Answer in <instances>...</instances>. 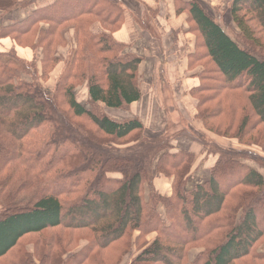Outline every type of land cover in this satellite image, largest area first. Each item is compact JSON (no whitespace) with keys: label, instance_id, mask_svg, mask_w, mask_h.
I'll use <instances>...</instances> for the list:
<instances>
[{"label":"trees","instance_id":"1","mask_svg":"<svg viewBox=\"0 0 264 264\" xmlns=\"http://www.w3.org/2000/svg\"><path fill=\"white\" fill-rule=\"evenodd\" d=\"M35 1L0 0V10ZM175 4L195 35L189 68H201L191 89L195 118L209 134L239 142L245 134L256 144L251 135L264 136V44L256 35L264 0H232L248 46L197 0ZM125 10L124 0H57L0 23V40L42 49L40 68L14 47L0 52V264H188L195 247L202 249L192 264H236L264 237V174L255 166L264 158L215 144L209 178L187 189L195 153L174 152L139 118L119 121L99 106L129 109L142 98L144 57L114 38ZM71 29L76 47L48 89ZM85 82L99 109L77 100ZM154 170L173 178L170 196L155 190Z\"/></svg>","mask_w":264,"mask_h":264},{"label":"rangeland","instance_id":"2","mask_svg":"<svg viewBox=\"0 0 264 264\" xmlns=\"http://www.w3.org/2000/svg\"><path fill=\"white\" fill-rule=\"evenodd\" d=\"M22 2V0H20ZM27 1V0H24ZM40 3L46 2L47 0H38ZM37 1V2H38ZM127 4L125 6V13L127 14V18H129V22H131L133 29L135 30L136 34L138 36H141V32L147 30L145 33L143 41L140 40L138 43L140 45H144L145 47L147 46V33L152 35L153 41L154 37L153 34L154 32L152 31L153 26V20L152 16L150 14H140V16L136 15L134 13V10L136 12V4H134V0H124ZM201 6L211 14V16L219 22L222 27L225 29V31L241 46H248V43L243 41L240 35V31L238 27L236 26L235 22L232 19L231 12H230V7L232 0H197ZM37 3H32L29 5H26L22 8L19 9L18 13L16 16H5V14L11 12V11H1L0 10V23L4 22H14L16 20H20L24 18L27 14L32 12V8L36 6ZM15 8V7H14ZM138 8H142L141 5H138ZM144 12V11H143ZM137 13V12H136ZM147 9H146V12ZM5 16V17H4ZM4 17V19H3ZM183 24L179 23L176 25V28L178 29V33L183 36L185 35V32L183 30ZM255 27L258 25L252 24ZM257 32L256 35L258 39L261 41V43L264 44V32H261L260 27H256ZM94 30H99L98 27H94ZM70 31V30H69ZM68 31V32H69ZM71 33V32H70ZM67 34L68 35V44L65 46H61L58 50V56L60 55L61 57V63L58 65V67L55 69V71L52 73V77L47 81L44 82V85L48 88L51 89V87L54 86L56 82V78L60 75V72L63 68L65 63L70 59L71 57V50L76 47V44L74 43V38H72V34ZM139 36V37H140ZM132 38V35L131 37ZM4 48V49H1ZM9 46L5 45H0V52H9L10 51ZM65 48V49H64ZM193 46H190L189 44H186V51L179 53L178 54V60L176 64H171L170 66L164 65L161 62H158V65H154V57L151 59L152 65L148 66L147 71L145 72V85H144V97L143 100L141 101L142 104L144 105V109H141V114L151 106L155 101L154 97H151L150 95H160V88L156 83L157 77H162L166 79V89L161 92H167L168 89V94L164 100V110L165 113L168 115H154L155 112H158V110H155L154 113H149V114H142L139 115L137 112L133 113L132 110H120L116 108H111L104 103L99 104L100 107L104 108L106 112L110 114L113 118L123 121L129 118H139L143 124L145 125V131L148 134H151V132H156L160 134H164L165 137L169 138L170 144H172L170 150L172 151H179V150H189L190 152H193L195 149L196 153V160H195V165L194 169H192L191 174L189 175L186 183V188L190 189L192 188L195 184H198L200 182L205 181L206 179L209 178L210 176V170L211 167L214 165L218 155L214 152H210V149H213V146L218 145L222 149H231L235 151L239 150H244V152L248 153L251 158L255 159L257 157L264 158V149L260 145V139L264 138L261 136H254L253 134L251 135L252 137L250 139L254 140V143L250 144L247 143V138L248 136H241L243 139L241 142L235 139H226L222 137H218L212 134H209L206 130L205 132H201L196 128V125H194V120L190 116L191 114L194 113V101L192 98L186 93V90L188 89L189 86L196 85L198 81V76L196 74H193L192 71L188 70L186 67V57L188 52L192 51ZM5 50V51H4ZM34 53H31V57L33 58L32 60H35L37 62L38 66H41V60H42V49H37L33 50ZM17 53V52H16ZM262 53V52H261ZM18 54V53H17ZM264 55V52L262 53ZM22 57V56H21ZM201 71V68L199 69V72ZM198 72V73H199ZM164 86V85H163ZM165 88V86L163 87ZM75 94L77 97V100L81 102L84 106L92 108V107H99L97 105H93L91 102L88 101L89 98V93H88V87L86 82L80 86H78L75 90ZM161 100V99H160ZM162 101V100H161ZM100 103V102H99ZM178 106H183V110H180V114L178 115L177 112L176 114L171 113V107H173V110L177 109ZM163 111V110H162ZM154 115V116H153ZM192 121V122H191ZM164 124H167L165 127ZM162 128L164 125L163 131H160L158 129L159 126ZM204 129V127H203ZM260 134H264V132L261 130H258ZM255 133V132H254ZM179 137L181 139H179ZM264 141V140H263ZM194 153V152H193ZM252 159V160H253ZM244 161L251 162L253 164H257L255 161H251L250 158L244 159ZM194 162V161H193ZM257 169L264 174V167L260 165H255ZM118 175L119 173L116 172ZM157 174H160L154 170V180L155 176ZM153 180V183H154ZM226 183V181L224 182ZM155 185V184H154ZM150 192L147 193V195ZM166 193H162L163 196ZM231 208V207H230ZM161 212H163V208L161 206ZM242 213V209L237 212L236 218H239ZM231 216H234V214H231ZM238 220V219H237ZM262 221V222H261ZM261 222V223H260ZM258 224V223H257ZM259 224L264 225V217H261V220L259 221ZM222 233V231L219 232V234ZM153 238L152 234L147 236L146 240L151 241ZM219 242V239L215 241V243ZM204 248V247H203ZM202 248H192L189 252V261L188 264H192L194 257L196 254H198L201 251ZM139 249L135 245L133 247V250L131 254H129L130 258L129 260L132 259V257L138 253ZM249 258H246V262L244 263H236V264H264V237L259 240L253 247L252 252L250 253ZM125 262V260L123 261Z\"/></svg>","mask_w":264,"mask_h":264},{"label":"crops","instance_id":"3","mask_svg":"<svg viewBox=\"0 0 264 264\" xmlns=\"http://www.w3.org/2000/svg\"><path fill=\"white\" fill-rule=\"evenodd\" d=\"M37 1L38 0L35 1V3H37V4H36V6H34L32 8V12L38 8H46L57 0H47L46 2H42V3H40L39 1L37 2ZM133 2H134V4L137 5L136 6V12L137 13L134 10V13L136 15L140 16V14H144V15L150 14L152 16V20L154 21L153 22L154 27H152V31L154 32L153 36L156 38H154V41H153L152 35L148 31V33H147V46L145 47L144 45H140L138 43L139 38L141 41H143L145 33L147 32V30L141 32V36L139 35L140 36L139 37L138 34H136L135 30L133 29L131 22H129V18H127V14L125 13L124 24L120 30H118L114 33V38L121 43H125V44L132 46L133 51H136V52L143 55V57H144V62H143L144 80H143V84H142V98H141V100L137 103L132 104L129 109H120V110H132L133 113L137 112L139 115H142L143 113L144 114L154 113L155 110H158V112H155L154 115H157V116L160 114L161 115H168L165 113V110H164L165 106L163 104L164 102H166V100L163 101V99L166 98V96L168 94L167 93L168 89H167V92H163L161 94V92L166 89V87H167L166 84L168 82H166V79L162 78V77L155 78L156 83L161 90L160 95H153L152 96V94H151L150 96L154 97L156 102L151 104V106L147 109V111H145L141 114L140 110L144 109V105H145V104H142V102H141L143 100L144 91H145V89L143 88L145 85V77H146L145 72L147 71L148 66L152 65L151 59L153 57H154L153 66L158 65V62H161L162 64L167 65V66H170L171 64H176L177 60H178V54L185 52L186 51V44H189L190 46H193V49H192V51L188 52V54H187V57H186V66L187 67L186 68L188 70L192 71L193 74H196L198 76V72H199L200 67H197L195 69H190L189 68V61H188L189 55L192 52H194L195 35L189 31V25L187 22V13H181V14L177 13V7L175 4V0H134ZM124 4H125V6H127L125 1H124ZM138 5H141L142 8L139 9ZM22 7H24V6H20L16 9L11 10V12L5 14V16L6 17L7 16H12V17L16 16L19 9ZM146 9H147L148 13H145ZM32 12H30L29 14L24 16V18H26ZM4 17H3V19H4ZM24 18H22V19H24ZM22 19H20V20H22ZM16 21H19V20H16ZM181 22L182 23L184 22L182 31L185 32V35H183V36H181L178 33V29L176 28V25L181 23ZM9 23H12V22H4L3 24H9ZM69 33L72 34V36H74V30L73 29H71L67 34H69ZM131 35H132V38H130ZM0 45H5V47L9 46L11 48L14 47L16 52L18 53V55L22 56V58H25L27 60L33 59L31 57V53H34V51H33L34 49H32L30 47H21L9 38L1 39ZM1 49H4V48H1ZM39 68H40V66H39ZM198 84H199V76H198V81H197L196 85L189 86L188 89L186 90V93L194 101V103H193L194 104V113L191 114L190 120L192 118L194 120L193 124L196 125V128H198V130H200L201 132H205V129H203L202 122L195 118V115L197 112L196 105H197L198 101L191 94V89L193 87L197 86ZM163 85L165 86V88H163L164 87ZM180 110H183V106H178L177 109H175V110H173V107H171V113L176 114V112H177L178 115H181ZM182 116H183V114L181 115V117ZM164 125H165V127L167 126V124H164ZM164 125L162 126V128L158 125L160 128L158 130H160V131L165 130ZM181 138L179 137V139H181ZM193 152L195 153V149L193 150ZM195 160H196V153H195ZM195 160H194L193 165H192L193 169H194V165H195ZM172 180H173L172 177L170 178V177H166L162 174H157L155 176V180H154L155 190L161 196H163L162 193H166L165 195L170 196L172 193V188H171Z\"/></svg>","mask_w":264,"mask_h":264}]
</instances>
